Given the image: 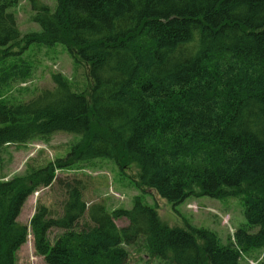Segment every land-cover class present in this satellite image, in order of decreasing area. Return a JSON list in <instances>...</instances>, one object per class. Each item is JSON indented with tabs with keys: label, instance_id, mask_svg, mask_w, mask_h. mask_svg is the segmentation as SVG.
<instances>
[{
	"label": "trees",
	"instance_id": "trees-1",
	"mask_svg": "<svg viewBox=\"0 0 264 264\" xmlns=\"http://www.w3.org/2000/svg\"><path fill=\"white\" fill-rule=\"evenodd\" d=\"M54 1L28 0L39 30L22 35L19 0H0L1 55L62 45L87 81L53 73L30 98L0 100V172L7 145L79 137L65 157L0 178V264H16L29 232L43 264H128L135 244L162 264H239L264 249V0ZM23 75L13 64L0 84ZM95 159L134 164L143 193L173 205L242 195L244 224L223 246L207 229L164 224L139 195L109 211L87 197L90 176L56 173ZM40 188L51 199L19 222Z\"/></svg>",
	"mask_w": 264,
	"mask_h": 264
},
{
	"label": "rangeland",
	"instance_id": "rangeland-1",
	"mask_svg": "<svg viewBox=\"0 0 264 264\" xmlns=\"http://www.w3.org/2000/svg\"><path fill=\"white\" fill-rule=\"evenodd\" d=\"M51 9L54 0H39ZM15 15L18 28L22 35L38 31L39 26L33 21V12L28 0H19L11 9ZM23 45L21 42L20 47ZM16 46L0 54V77L13 65L23 67V76L19 80L10 79L0 84V100L17 102L30 98L41 88L52 85L51 75L61 73L75 86L84 87L86 77L83 69L75 68L72 58L62 45L52 47L32 44L22 53ZM3 70V71H2ZM79 137L74 134L58 132L48 140L33 139L23 144H11L2 152V168L0 178L6 180L15 175L23 174L30 166H44L57 158H63L70 145ZM58 175L90 176L93 186L87 197L90 200H102L109 211L117 208L132 207L136 195L142 197L148 205L157 206L160 220L170 227L186 228L193 225L213 232L221 245L234 243V233L244 224L243 196L235 195L224 198H211L195 194L183 202L173 205L155 193H143L138 185V168L129 164L120 170L114 163L105 159L78 162L68 169L58 170ZM199 193L198 190H195ZM51 194L48 188H40L25 200L17 220L28 225L35 207L39 202L48 203ZM118 226L126 224L124 218L116 220ZM129 251L128 264H162L156 259H149L141 245L126 247ZM16 264H43L42 257L37 255L32 234L29 232L26 241L15 253ZM239 264H264V249H256L250 253H242Z\"/></svg>",
	"mask_w": 264,
	"mask_h": 264
}]
</instances>
